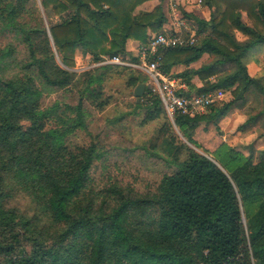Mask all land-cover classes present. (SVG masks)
I'll return each instance as SVG.
<instances>
[{"label":"trees","instance_id":"trees-1","mask_svg":"<svg viewBox=\"0 0 264 264\" xmlns=\"http://www.w3.org/2000/svg\"><path fill=\"white\" fill-rule=\"evenodd\" d=\"M31 1L0 0V24L21 34L28 54L20 65L7 61L11 47L0 49V71L17 70L0 76V264H264V150L257 163L227 146L211 159L177 135L202 149L195 131L232 111L239 93L252 87L264 99L263 78H251L246 68L250 51L264 49V0H203L212 16L198 23L209 33L193 46L162 52L160 71L181 78L184 95L221 90L232 97L193 117L175 113L172 122L144 74L114 65L93 75L73 71L77 51L98 64L130 57L127 41L146 45L165 23L160 5L138 11L153 0H40L60 20L46 31L22 22ZM203 55L212 60L171 73ZM125 72L128 85L145 86L134 109L146 111L145 121L163 117L155 145L166 138L171 151L156 154L167 173L141 196L115 183L100 187L91 174L98 148L68 144L86 128V102L98 111L109 105L105 75ZM194 77L201 87L191 84ZM73 88L76 106L42 107L46 90Z\"/></svg>","mask_w":264,"mask_h":264},{"label":"rangeland","instance_id":"rangeland-1","mask_svg":"<svg viewBox=\"0 0 264 264\" xmlns=\"http://www.w3.org/2000/svg\"><path fill=\"white\" fill-rule=\"evenodd\" d=\"M167 4L169 5L166 6V9L170 12H172L171 6H176L177 13L179 12L183 23H181L179 32L169 33L171 30L168 29L166 33L171 35L180 33L182 37L187 39L193 37L196 43L202 40L204 36L198 35L200 33L197 32L198 29H196L195 24L185 16V13L183 14L182 1L173 0ZM200 4L202 5V1ZM68 14L69 12L65 13L63 17ZM59 21L58 18H54L43 11L40 0H32L28 13L22 22L29 28L39 27L40 24L47 31L49 26ZM170 27L177 30L174 16L173 25ZM7 46L14 51L12 57L8 58V62H16L20 65L27 62L28 54L21 34L0 24V49ZM130 53L131 56L128 58L132 61L131 57L137 55V48ZM257 57V66L260 70L257 71L254 78H263L264 82L263 48L262 53ZM211 60L212 57L207 58L204 64L209 63ZM100 66L99 63H93L89 57H83L80 51L76 52L75 68L73 69L76 74L87 72L93 75ZM201 66L198 65V67ZM132 70L133 73L144 76L139 70ZM16 72V68L12 65L5 71L1 70L0 76L9 78ZM127 76L128 73L126 72L122 74L112 73L107 78L105 75L103 93L109 97V105L102 111H98L86 102L84 104L86 128L71 135L68 138V144L84 147L93 143L98 148L100 159L94 163L91 174L93 180L100 187L115 183L123 189L129 188L141 196L152 192L161 176L167 173L165 164L156 154L170 157L171 151L169 148L166 149L168 145L166 138L159 140L155 145L156 138L159 137L158 131L163 124V117L160 116L154 121H145L146 111L144 109H134L136 101L134 90L136 87L128 85ZM144 85L149 87V80H146ZM78 88H73L67 92L46 90L41 101L42 107L47 108L54 103L76 106L79 98ZM231 99L232 97L227 95L224 101ZM241 100H238L239 102L235 104L234 109L222 118L210 124L202 125L195 131V141L203 150L207 151V154L202 149H196L186 143L180 134L176 132L179 139L197 153L211 159L216 156V150L227 146L245 157L252 155L253 163H257L260 160V152L264 150V99L256 89L251 87L242 93ZM236 110H238L237 114H234ZM166 117L172 122L167 114ZM204 127H206V130H203Z\"/></svg>","mask_w":264,"mask_h":264},{"label":"built area","instance_id":"built-area-1","mask_svg":"<svg viewBox=\"0 0 264 264\" xmlns=\"http://www.w3.org/2000/svg\"><path fill=\"white\" fill-rule=\"evenodd\" d=\"M201 1H198V4ZM172 14L175 19V27L180 31L182 20L177 13L176 6L172 5ZM196 40L193 37L184 38L180 33L168 34L160 32L151 36L148 43L139 46L137 55L133 56L138 62H132L128 57H105L99 65H114L120 68L137 69L142 72L150 82V91L157 94L160 98L162 106L170 119L175 113L193 117L200 115L212 104L224 101L227 96L221 90L208 92L206 94H189L186 92L185 86L176 78L163 74L160 69V60L162 52L168 48H178L193 46Z\"/></svg>","mask_w":264,"mask_h":264},{"label":"crops","instance_id":"crops-1","mask_svg":"<svg viewBox=\"0 0 264 264\" xmlns=\"http://www.w3.org/2000/svg\"><path fill=\"white\" fill-rule=\"evenodd\" d=\"M170 1L173 0H153L150 2H147L145 4H143L142 6H140V8L138 9V11H151L155 6L160 5L162 8V12L163 15L165 17V23L162 26V32H168L167 30H171V32L169 33H177L179 32V30H176L175 28H171L170 26L173 25V14L172 12L168 11V9H166V6L169 5L167 3H170ZM176 1V0H175ZM182 1V5H183V14L185 13V16H187L188 19L191 20L192 23L195 24V27L197 30L199 36H205L209 33L208 29H201L199 26L200 24L198 22H209L212 16V11L204 4H197V1L199 0H179ZM203 1V0H200ZM166 9V10H165ZM170 12V13H169ZM179 13V12H178ZM241 20L243 23H245L246 25H250L249 22H247V18L246 15L244 13H241ZM172 22V25H171ZM170 24V25H169ZM175 29V30H174ZM235 39L237 41H243L244 38L239 35V34H235ZM139 44L133 41H127L126 43V49L127 51L133 52L136 48L138 49ZM251 53V55H249ZM247 57H246V68H247V73L251 78L256 77L257 75V71L260 70V68L257 66L258 63V57L257 55H260L262 53V47H257L255 49H253L250 52ZM131 54V53H130ZM209 58L207 55H203L202 58L196 62L191 64L190 66H183V65H178L175 68L172 69V74L176 75V74H180L184 71H186L187 69H198V65H202L205 63V60ZM254 69V71H253ZM177 80H179L184 86L185 88H187V86L181 81V78H176ZM191 84H193L195 87L199 88L202 86V82L197 78L194 77L191 80ZM236 110L234 112V114H237ZM233 115V114H232Z\"/></svg>","mask_w":264,"mask_h":264},{"label":"water","instance_id":"water-1","mask_svg":"<svg viewBox=\"0 0 264 264\" xmlns=\"http://www.w3.org/2000/svg\"><path fill=\"white\" fill-rule=\"evenodd\" d=\"M49 38H50V35H49ZM144 90H145V86L143 84H139L138 86H136L134 90V97L136 98V102L140 101V99L142 98L144 94ZM241 98H242V93H239L237 96V100H241Z\"/></svg>","mask_w":264,"mask_h":264}]
</instances>
